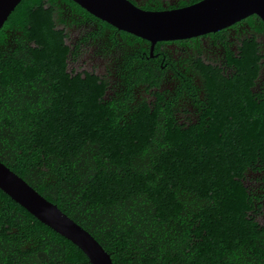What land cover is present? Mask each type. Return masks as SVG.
<instances>
[{"label": "trees", "instance_id": "obj_1", "mask_svg": "<svg viewBox=\"0 0 264 264\" xmlns=\"http://www.w3.org/2000/svg\"><path fill=\"white\" fill-rule=\"evenodd\" d=\"M83 22L98 31L72 48L66 30ZM235 24L237 50L227 28L217 31L222 67L196 46L195 61L172 75L182 89L159 92L165 72L147 41L111 33L120 53L105 75L69 70L80 43L107 45L105 31L117 29L72 0H20L0 27V161L91 233L113 264H264V192L246 184L249 172L264 174V22L253 14ZM187 104L195 120L181 122ZM0 264L90 263L0 190Z\"/></svg>", "mask_w": 264, "mask_h": 264}, {"label": "water", "instance_id": "obj_2", "mask_svg": "<svg viewBox=\"0 0 264 264\" xmlns=\"http://www.w3.org/2000/svg\"><path fill=\"white\" fill-rule=\"evenodd\" d=\"M89 14L151 45L227 28L255 14L264 22V0H197L181 6L145 9L132 0H72ZM20 0H0V27ZM0 190L37 220L70 240L90 264H113L94 236L0 161Z\"/></svg>", "mask_w": 264, "mask_h": 264}, {"label": "flooded vegetation", "instance_id": "obj_3", "mask_svg": "<svg viewBox=\"0 0 264 264\" xmlns=\"http://www.w3.org/2000/svg\"><path fill=\"white\" fill-rule=\"evenodd\" d=\"M132 1L137 3L140 6L146 4V2H147V0H132ZM159 1H161L162 6L170 7L169 5L176 4L179 0H176V2H174L173 4H167V5L165 4L164 1H162V0H159ZM84 24L90 25L91 28L89 30H86L82 35H80V37L72 44V48H75L76 43L81 38V36L86 35V33H88V32L96 33L98 31V26H97L98 23L97 22H83L80 24H73L72 26H80L81 27ZM234 24L227 27V29L223 32V34L227 32V36H228L227 41L230 42V48H232L233 50H237V45L239 44L238 43L239 42L238 37H240V35L237 34L236 28H238L240 26L238 24H235V25ZM105 32H106L105 38L108 39L107 45H106L105 41H103V40L98 41V39H100V37H97L95 39V41H93V40H91V38H89L86 42L80 43V46L78 47V51H79V55H80V50H81L80 47L82 44H85L88 42L96 44V48H98V49H96L97 54L99 56H102L103 59L105 58L104 60H106V62H107V64L105 65L106 66V73H107L108 66L112 65V63H110V62L112 61L113 58H116L120 53V50H118L119 42H118L117 38L122 42H125V41L121 36L120 30H118V29L114 30L111 28V29H107ZM111 33H115L117 38L115 36H113ZM203 41H206V44H204ZM143 46L147 47V44H144ZM155 46H158L160 48V51H157L155 53H150L149 58H151V60L155 63H157V61L160 60V68L162 70H164V72H165L163 81H161L160 86L157 87L159 92L164 91L165 89H169V90H174L175 88H176V90L182 89V84L179 81V79L173 80L172 75H174V74L181 75L183 72L186 71L185 68L188 67V63H192V60L195 61L194 55L196 56L198 54L196 52L198 50V49H196V46L200 50V53L198 55L206 63H210L213 65H218V66L222 67V63L225 60L224 49L222 46V42L220 41V39L218 37L217 31L213 32V35L211 33H209L206 35L182 39V40L158 41L157 43H155V45L153 47V51H154V48H156ZM150 47H151V45H150ZM206 47L212 48L214 50H218L217 54L214 55V54L207 53L209 50ZM79 55H78V58H79ZM187 61H189V62H187ZM219 61H221V62L217 63ZM76 62H78V59ZM75 63H73V64H75ZM85 70H87V69H85ZM190 70H192V69H190ZM88 71H92V70H88ZM187 75H191L196 84L200 83L199 79L192 72L189 71V73ZM110 76H111V78L114 77L113 75H110ZM258 80H259V78H258ZM142 91L144 92L143 95L147 97V101H151V100L155 99V97H153L151 95L150 90L145 91L143 89ZM108 92L112 94L113 89L109 90ZM187 105H190V104H187ZM187 105H186V107H187ZM190 112L192 114L193 119L187 116V114L189 113V111H188V113H182V112L178 113L179 114L178 115L179 120L182 122V121H184V118H186V117L190 118L191 121L195 120V114H194V111L192 109V106L190 108Z\"/></svg>", "mask_w": 264, "mask_h": 264}, {"label": "rangeland", "instance_id": "obj_4", "mask_svg": "<svg viewBox=\"0 0 264 264\" xmlns=\"http://www.w3.org/2000/svg\"><path fill=\"white\" fill-rule=\"evenodd\" d=\"M165 2V4H173L176 2V0H162ZM91 28L90 25L84 24L81 27L80 26H70L67 28L68 36L66 38V42L69 45H72L79 37L82 35L86 30H89ZM258 40L260 42H264V35H259ZM204 44H206V41H203ZM209 51L207 53L216 55L218 50H214L212 48L206 47ZM80 55L78 58V62L75 64H70L68 66V69L71 70L72 68L75 70H92L97 74L105 75L106 74V60L103 59L102 56H99L96 52V44L94 43H85L82 44L80 47ZM214 51V52H213ZM262 52L264 53V47L262 48ZM210 57V56H209ZM213 58V57H212ZM221 61L217 62L220 63ZM109 79H112L111 76H108ZM264 81V66L261 70L259 80L257 81L256 88L258 89L259 84H261ZM261 82V83H260ZM109 93V92H108ZM189 111L187 114L188 117L192 118V114L190 112V105H187L186 107ZM193 119V118H192ZM264 176L263 172H259L257 174L248 173V181H246V184L250 187L254 188L258 192H264V180H262V177ZM255 177H258V180H255ZM262 208H261V214L258 217L259 222L264 221V199L261 201Z\"/></svg>", "mask_w": 264, "mask_h": 264}]
</instances>
